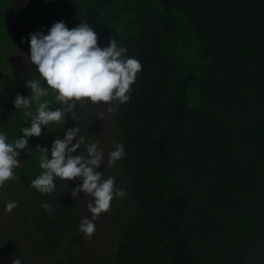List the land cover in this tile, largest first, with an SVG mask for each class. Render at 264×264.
Returning a JSON list of instances; mask_svg holds the SVG:
<instances>
[{
    "label": "trees",
    "instance_id": "obj_1",
    "mask_svg": "<svg viewBox=\"0 0 264 264\" xmlns=\"http://www.w3.org/2000/svg\"><path fill=\"white\" fill-rule=\"evenodd\" d=\"M59 20L87 22L101 46L117 39L142 71L117 112L77 103L75 120L30 137L16 178L0 188V264H248L264 208V0H0V129L10 139L30 123L12 101L39 78L29 33ZM75 124L105 158L113 141L126 151L100 166L126 195L95 220L91 239L78 231L92 216L91 197L72 195L80 181L56 178L48 194L31 185L43 171L37 146ZM44 203L74 227L64 259L39 237Z\"/></svg>",
    "mask_w": 264,
    "mask_h": 264
},
{
    "label": "clouds",
    "instance_id": "obj_2",
    "mask_svg": "<svg viewBox=\"0 0 264 264\" xmlns=\"http://www.w3.org/2000/svg\"><path fill=\"white\" fill-rule=\"evenodd\" d=\"M29 37V57L39 78L27 79L25 84L30 93H17L12 101L15 109H22L24 116L30 118V123L20 128L22 135L10 139L8 132L0 129V188L16 178L21 151L28 152L30 137H39L53 125H66L69 118L75 120L77 103L103 102L108 105V113L117 112L118 105L131 99L132 85L142 71L139 59L126 55L128 49L118 44L117 39L110 37L108 44L101 46L98 33L85 21L69 28L64 20H59L47 33L38 30L29 33ZM56 102L59 106L53 107ZM104 115L100 112L98 118L102 120ZM80 132L77 124L65 127L63 137L57 135L50 147L37 146L38 163L43 171L31 180V185L36 191L48 194L55 190L56 178L80 181L72 188V195L83 192L91 197L87 207L92 216L81 219L78 231L91 239L96 231L95 220L109 211L114 198L126 195V189L116 186L114 176L104 177L100 166L111 167L126 151L123 143L113 141V149L105 158L98 141L87 142ZM16 203L9 202L7 208L11 210ZM43 207L52 210L48 203ZM11 264L22 261L15 258Z\"/></svg>",
    "mask_w": 264,
    "mask_h": 264
},
{
    "label": "rangeland",
    "instance_id": "obj_3",
    "mask_svg": "<svg viewBox=\"0 0 264 264\" xmlns=\"http://www.w3.org/2000/svg\"><path fill=\"white\" fill-rule=\"evenodd\" d=\"M74 227L70 219L60 209H52L46 213L45 226L39 231V237L44 246L50 248V253L58 259H64L69 253L73 240Z\"/></svg>",
    "mask_w": 264,
    "mask_h": 264
},
{
    "label": "water",
    "instance_id": "obj_4",
    "mask_svg": "<svg viewBox=\"0 0 264 264\" xmlns=\"http://www.w3.org/2000/svg\"><path fill=\"white\" fill-rule=\"evenodd\" d=\"M258 189L264 198V174L258 181ZM261 223L249 242L248 264H264V208L260 217Z\"/></svg>",
    "mask_w": 264,
    "mask_h": 264
}]
</instances>
